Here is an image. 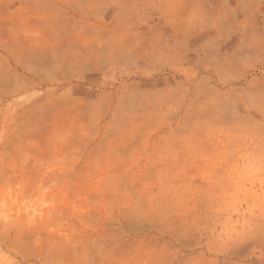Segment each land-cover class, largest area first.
<instances>
[{
    "label": "rangeland",
    "instance_id": "1",
    "mask_svg": "<svg viewBox=\"0 0 264 264\" xmlns=\"http://www.w3.org/2000/svg\"><path fill=\"white\" fill-rule=\"evenodd\" d=\"M91 1L105 20L111 0H77L76 11L86 14ZM63 4L35 19L54 27L57 45L70 37L59 28L77 25ZM14 6L0 0V264H131L155 249L170 260L204 244L218 261L248 259L254 245L256 264H264V163L171 161L185 149L172 143L186 140V116L180 129L162 130L159 117L173 123L178 116L127 114L122 100L112 107L110 98L99 104L81 81L20 95L17 81L27 78L18 68L38 65L41 80L42 68H51L54 80L53 63L73 49H27L42 36L27 39L34 23ZM47 56L51 65L42 67ZM210 117L215 133L219 120Z\"/></svg>",
    "mask_w": 264,
    "mask_h": 264
},
{
    "label": "crops",
    "instance_id": "2",
    "mask_svg": "<svg viewBox=\"0 0 264 264\" xmlns=\"http://www.w3.org/2000/svg\"><path fill=\"white\" fill-rule=\"evenodd\" d=\"M11 1L17 15L32 18L27 39L42 36V41L28 40L27 49H42L44 55L54 49H73L72 55L53 63L59 66L53 71L58 76L54 80H49L52 69L43 67L51 65L48 56L42 57L43 80L38 65L18 68L27 78L17 81L20 95L35 89L46 94L52 85L81 81L90 88L83 87L84 93L94 102L103 104V98H110L111 106L118 107L122 100L127 114H175L178 120L186 116V140L172 143L185 149L171 161L264 163V0H111L108 10L113 8L105 20L95 17L92 1L86 14L76 11L77 0ZM61 2L68 23L77 25L60 27L59 34L70 37L61 42L60 36L57 45L50 41L54 27L37 26L35 19L51 18L52 4ZM114 2L121 5L114 9ZM83 21L88 25H78ZM65 71L69 77L61 83ZM60 89L61 98L68 88ZM211 115L219 120L215 133ZM178 120L164 122L159 117L158 127L180 129ZM154 145L163 146L157 140ZM202 246L174 251L170 260L155 249L138 259L132 257L130 263L256 264L259 260L254 258V245L250 258L222 261Z\"/></svg>",
    "mask_w": 264,
    "mask_h": 264
}]
</instances>
